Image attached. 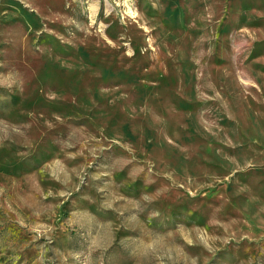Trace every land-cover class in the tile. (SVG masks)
<instances>
[{
	"label": "rangeland",
	"instance_id": "374dc122",
	"mask_svg": "<svg viewBox=\"0 0 264 264\" xmlns=\"http://www.w3.org/2000/svg\"><path fill=\"white\" fill-rule=\"evenodd\" d=\"M0 264H264V0H0Z\"/></svg>",
	"mask_w": 264,
	"mask_h": 264
}]
</instances>
